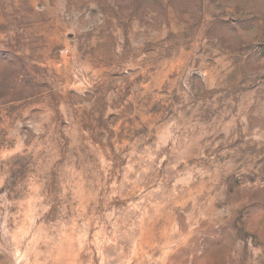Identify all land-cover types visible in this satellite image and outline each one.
Returning <instances> with one entry per match:
<instances>
[{"label": "rangeland", "instance_id": "374dc122", "mask_svg": "<svg viewBox=\"0 0 264 264\" xmlns=\"http://www.w3.org/2000/svg\"><path fill=\"white\" fill-rule=\"evenodd\" d=\"M0 264H264V0H0Z\"/></svg>", "mask_w": 264, "mask_h": 264}]
</instances>
